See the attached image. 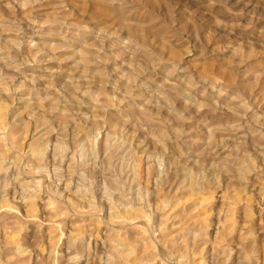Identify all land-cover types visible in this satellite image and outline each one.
<instances>
[{
    "label": "rangeland",
    "instance_id": "rangeland-1",
    "mask_svg": "<svg viewBox=\"0 0 264 264\" xmlns=\"http://www.w3.org/2000/svg\"><path fill=\"white\" fill-rule=\"evenodd\" d=\"M0 264H264V0H0Z\"/></svg>",
    "mask_w": 264,
    "mask_h": 264
}]
</instances>
